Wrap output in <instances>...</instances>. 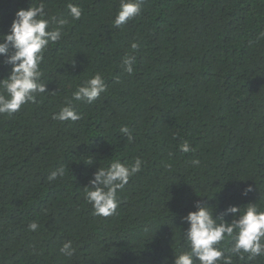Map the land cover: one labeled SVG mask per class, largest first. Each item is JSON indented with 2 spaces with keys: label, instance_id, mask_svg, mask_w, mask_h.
Listing matches in <instances>:
<instances>
[{
  "label": "trees",
  "instance_id": "obj_1",
  "mask_svg": "<svg viewBox=\"0 0 264 264\" xmlns=\"http://www.w3.org/2000/svg\"><path fill=\"white\" fill-rule=\"evenodd\" d=\"M38 2L0 0V35L17 9ZM43 2L67 23L40 65L46 92L0 114V264H163L183 245L180 217L194 210V190L219 205L216 215L264 206V0H143L121 27L120 0ZM125 55L136 57L132 74ZM2 61L0 79L11 69ZM96 73L106 92L92 104L72 99ZM69 101L81 119L54 120ZM185 141L193 151H180ZM137 157L142 171L118 193L117 214L95 216L84 198L92 174ZM61 166L64 175L49 181ZM33 221L39 228L29 231ZM68 241L71 257L60 252Z\"/></svg>",
  "mask_w": 264,
  "mask_h": 264
},
{
  "label": "clouds",
  "instance_id": "obj_2",
  "mask_svg": "<svg viewBox=\"0 0 264 264\" xmlns=\"http://www.w3.org/2000/svg\"><path fill=\"white\" fill-rule=\"evenodd\" d=\"M142 3L143 0H120L113 24L121 27L139 16ZM45 8V3L40 0L27 9H17L9 32L0 35L2 63L11 66L7 77L0 79V114L12 116L22 106L34 103L38 95L46 92L40 65L48 46L61 39L62 29L67 21L54 15L49 16ZM67 8L73 20L80 19L82 10L78 5L69 3ZM137 47L136 42L131 44L132 49ZM135 61V55H125L123 58L122 64L127 73H133ZM104 92L106 84L103 76L96 73L77 86L72 99L92 104ZM52 118L60 122H75L81 119V114L69 101ZM120 132L129 142L133 140L127 126L121 127ZM179 148L183 153L193 151L187 141L180 144ZM91 163L90 157L86 164ZM199 163L198 159L191 161L193 167ZM142 166L143 161L138 157L132 163L116 159L107 166H100L92 174L88 186L84 187V198L91 204L95 216L106 218L117 214L121 203L118 193L132 177L142 171ZM64 172L65 169L61 166L51 172L48 180L52 181L58 175L62 177ZM252 190L249 185L241 194L247 196ZM194 192L198 197L192 204L194 210L180 217L182 223L188 225L186 229L180 228L183 245L174 252L171 261L165 257L163 264H234V257L240 260L264 257V206L257 203L230 205L216 215L219 205L209 204L208 200L211 199L207 194L197 195L195 190ZM38 228L35 221L28 225L29 231H36ZM60 252L71 257L75 252L72 242L63 243Z\"/></svg>",
  "mask_w": 264,
  "mask_h": 264
}]
</instances>
